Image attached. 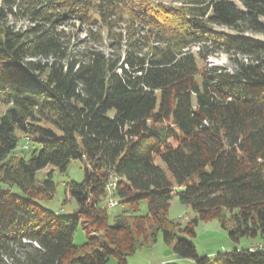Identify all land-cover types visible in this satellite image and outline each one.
Listing matches in <instances>:
<instances>
[{"label":"trees","instance_id":"trees-1","mask_svg":"<svg viewBox=\"0 0 264 264\" xmlns=\"http://www.w3.org/2000/svg\"><path fill=\"white\" fill-rule=\"evenodd\" d=\"M0 2V264H128L159 232L179 257L213 264L179 234L217 219L236 242L264 235V41L240 34H264V0ZM218 51L234 69L208 65ZM74 160L84 178L66 182L76 208L64 216L39 200ZM110 171L124 206L112 223ZM177 189L195 212L186 224L168 215Z\"/></svg>","mask_w":264,"mask_h":264},{"label":"rangeland","instance_id":"rangeland-1","mask_svg":"<svg viewBox=\"0 0 264 264\" xmlns=\"http://www.w3.org/2000/svg\"><path fill=\"white\" fill-rule=\"evenodd\" d=\"M163 1L169 3L172 2V0H163ZM234 2L237 4L238 7L245 10L240 0H234ZM262 20L264 21V18ZM26 25H28L27 21L20 20L17 26L20 27ZM212 27L219 31L233 32L231 29H229L226 26L213 25ZM71 28L73 30L79 29L78 25L76 27L72 26ZM240 34L243 36L252 37L260 41H264L263 33H255L252 31H247ZM193 49L196 50L197 47H194ZM207 63L209 66L220 65V66H225L229 69L235 68V64L233 62L232 56H230L228 53L221 51L212 53L208 57ZM26 139L27 137L22 138L19 148L21 149L25 148L23 149L24 150L23 155L29 157L30 151L28 149H30L32 145L28 143ZM50 169L51 167H48L43 171H41L40 173H38V179H41L44 176V174L48 172ZM83 178H84V163L80 160L72 161L66 173H62L58 170L54 172L53 179L57 183V189L54 193L53 198L41 199L39 200V202L43 206L53 211H56L61 215L66 216L72 214L74 209L76 208V202L74 200L65 201L67 197L65 185L66 182H70V181L81 182ZM178 191L179 190L177 189L175 190V192H173V197L171 199V206L168 215L170 219L179 220L183 224H186L192 217H194L195 212L192 208L187 207L181 202L179 194L177 193ZM108 199L109 198H107V202H106L107 206H108ZM128 207L129 206H127V208ZM109 209H110L109 210L110 223H112L113 217L117 214L122 213L124 206L121 204H117L113 207H110ZM147 212H148L147 203L143 202L139 207V211L136 213L144 215L147 214ZM129 213H134V212H129ZM195 231H196L195 236H190L185 233H180L179 237L186 239L189 243L193 244L197 248V252L201 257L203 256L210 257L212 259L213 264H222L228 262L230 259L224 253L226 251L235 250L237 246L239 247L247 239H257L259 241H264V235L259 234L256 237H244L239 242H236L230 238L228 232L221 227L217 219L199 221V223L195 228ZM95 234L98 235L100 238H102V235L100 233L96 232ZM84 241H85V233L82 227L79 226L74 236V242L75 244L80 245L84 243ZM173 246L174 243L167 244L163 239V234L159 232L157 235L156 242L147 244L137 253L128 257V264H156V263L164 264L162 261H165L166 264H194L193 262L182 260V258L175 253ZM178 257L181 259H177ZM115 263L116 260L113 257H111L107 264H115Z\"/></svg>","mask_w":264,"mask_h":264},{"label":"bare ground","instance_id":"bare-ground-1","mask_svg":"<svg viewBox=\"0 0 264 264\" xmlns=\"http://www.w3.org/2000/svg\"><path fill=\"white\" fill-rule=\"evenodd\" d=\"M26 140H28V139H26ZM109 173H114V174H112V183L110 185H108V197L112 203H118V200L115 198V192H116V189L118 187V184H119L121 177L118 174H116L114 171H110ZM106 186H107V184H106ZM257 245H259V244H256L253 246H257Z\"/></svg>","mask_w":264,"mask_h":264},{"label":"built area","instance_id":"built-area-1","mask_svg":"<svg viewBox=\"0 0 264 264\" xmlns=\"http://www.w3.org/2000/svg\"><path fill=\"white\" fill-rule=\"evenodd\" d=\"M112 174L114 173H109L108 178H107V186H106V191H107V198L108 197V185H110L112 183ZM118 203H112L109 199H108V207H113L115 205H117ZM247 249L249 252H261L264 253V243H261L257 246H250L249 248H245Z\"/></svg>","mask_w":264,"mask_h":264},{"label":"crops","instance_id":"crops-1","mask_svg":"<svg viewBox=\"0 0 264 264\" xmlns=\"http://www.w3.org/2000/svg\"><path fill=\"white\" fill-rule=\"evenodd\" d=\"M261 243H264V241H259L257 239H247L239 247L237 246L236 249H245V248H249L250 246H253L256 244H261ZM177 259H181V258L178 257ZM182 260L192 262L190 260L183 259V258H182ZM162 262L165 264V261H162ZM156 264H158V263H156Z\"/></svg>","mask_w":264,"mask_h":264}]
</instances>
